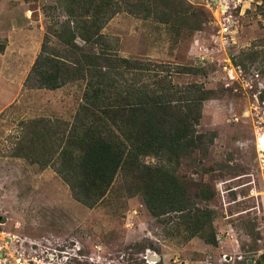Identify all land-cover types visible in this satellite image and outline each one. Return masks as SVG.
Returning a JSON list of instances; mask_svg holds the SVG:
<instances>
[{
	"label": "rangeland",
	"instance_id": "374dc122",
	"mask_svg": "<svg viewBox=\"0 0 264 264\" xmlns=\"http://www.w3.org/2000/svg\"><path fill=\"white\" fill-rule=\"evenodd\" d=\"M173 1L194 14L191 23L174 20L175 27L168 29L122 11L102 32L120 56L147 61L156 69L168 66L165 73L174 83L198 82L210 91L197 130L213 133V144L201 164L185 161L179 173L214 185L208 204L215 210L218 244L212 247L197 236L185 242L182 236H168L169 223L153 217L140 195L128 196L119 177L107 197L88 207L73 197L52 166L41 168L14 155L24 121L72 120L84 83L53 90L23 86L46 23L64 15L58 0H0V39L6 40L0 53V221H6L0 231L19 239L26 259L37 264H142L146 252L153 251L161 264H247L264 254V203L257 194L264 177L258 152L264 150L259 143L264 138L258 137L264 133L261 0H167L165 9L172 13ZM229 13L233 42L222 45L219 21ZM197 19L201 28L192 31ZM51 44L57 45L53 37ZM228 61L240 67V77ZM177 65L199 72H180Z\"/></svg>",
	"mask_w": 264,
	"mask_h": 264
},
{
	"label": "trees",
	"instance_id": "16d2710c",
	"mask_svg": "<svg viewBox=\"0 0 264 264\" xmlns=\"http://www.w3.org/2000/svg\"><path fill=\"white\" fill-rule=\"evenodd\" d=\"M173 2L176 13L165 9L167 0H58L64 19L46 23L23 86L53 90L82 81V101L71 121H24L12 150L41 168L52 166L73 197L88 207L107 197L119 177L128 196L140 195L153 217L169 223L168 236H182L183 242L197 236L215 247V210L208 204L214 185L179 173L185 161L201 164L213 144V133L197 130L210 91L198 82L174 83L165 73L168 66L156 69L120 56L102 32L122 11L168 29L175 27L174 20L191 23L194 14ZM257 8L264 19V0ZM201 23L197 19L192 31ZM259 42L264 46V38ZM5 47L0 39V53Z\"/></svg>",
	"mask_w": 264,
	"mask_h": 264
},
{
	"label": "built area",
	"instance_id": "2783aa9c",
	"mask_svg": "<svg viewBox=\"0 0 264 264\" xmlns=\"http://www.w3.org/2000/svg\"><path fill=\"white\" fill-rule=\"evenodd\" d=\"M230 18H231V13L227 14V17H223L221 21H219L220 27L218 32H219V39L222 45L233 42L232 40L233 30H232V24L229 21ZM227 65L230 67V71H232V73L235 76L238 77L241 76L240 67L232 65L230 61H228ZM259 118L261 120V117ZM262 121L264 120L262 119ZM260 125H261V121L259 122V125L256 126L258 130L262 129L259 128ZM258 137L264 138L263 131L258 133ZM258 137H257V141H258ZM257 148H258V144H257ZM258 152L260 153L261 151H259L258 149ZM260 168L264 170V157L262 156H260ZM262 184H263V191L258 192L257 194L260 195V200H263L264 203V177L262 179ZM261 228H264V222L260 223V229ZM225 256L226 255H224V257ZM0 264H37V262L35 261V259H31V260L26 259L24 254L23 244L19 241L17 237H15V235L11 234L10 232L0 231Z\"/></svg>",
	"mask_w": 264,
	"mask_h": 264
},
{
	"label": "water",
	"instance_id": "95a60500",
	"mask_svg": "<svg viewBox=\"0 0 264 264\" xmlns=\"http://www.w3.org/2000/svg\"><path fill=\"white\" fill-rule=\"evenodd\" d=\"M219 0H214V3H217ZM221 1V0H220ZM260 155H262V157H264V151L260 152ZM6 221V217H3V219L0 221V224L4 223ZM161 260V256L156 254L153 251H147L145 256H144V262L142 264H154L158 261ZM264 261V254H262L260 256L259 259L256 260H248L247 264H262Z\"/></svg>",
	"mask_w": 264,
	"mask_h": 264
},
{
	"label": "bare ground",
	"instance_id": "6f19581e",
	"mask_svg": "<svg viewBox=\"0 0 264 264\" xmlns=\"http://www.w3.org/2000/svg\"><path fill=\"white\" fill-rule=\"evenodd\" d=\"M260 147L263 149L264 148V139H260ZM261 151V150H260ZM264 150H262V152H263ZM262 156V155H261Z\"/></svg>",
	"mask_w": 264,
	"mask_h": 264
}]
</instances>
